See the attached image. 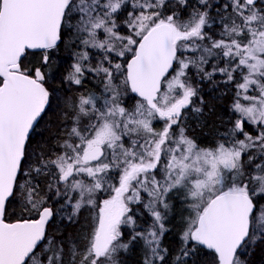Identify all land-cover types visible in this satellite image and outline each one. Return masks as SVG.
Here are the masks:
<instances>
[{"label":"snow or ice","instance_id":"snow-or-ice-1","mask_svg":"<svg viewBox=\"0 0 264 264\" xmlns=\"http://www.w3.org/2000/svg\"><path fill=\"white\" fill-rule=\"evenodd\" d=\"M0 264H264V0H0Z\"/></svg>","mask_w":264,"mask_h":264}]
</instances>
